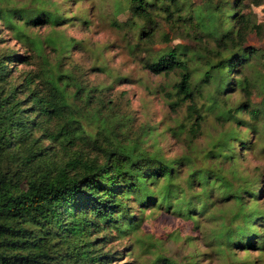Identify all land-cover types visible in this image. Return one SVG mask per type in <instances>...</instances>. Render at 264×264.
Here are the masks:
<instances>
[{"label": "rangeland", "instance_id": "obj_1", "mask_svg": "<svg viewBox=\"0 0 264 264\" xmlns=\"http://www.w3.org/2000/svg\"><path fill=\"white\" fill-rule=\"evenodd\" d=\"M177 1L178 17L167 21L154 1L157 8L150 7L147 21L132 14L128 0H0V10L14 11L10 19L25 34H15L0 17L8 87L30 73L37 90L51 98V69L69 76L64 115L35 119L45 130L66 119L78 125L76 132L67 129L71 143L32 130L29 140L18 138L13 156L49 146L44 158L31 156L28 165L53 171L73 152L102 163L96 142L140 159L145 168L139 189L122 188L118 195L129 220L114 212L88 233L97 252L107 255L103 264H264V0ZM214 2L223 27L237 29L232 16L246 22L237 45L223 49L198 27L195 12ZM52 7L61 16L57 24L24 23L29 12L39 17ZM30 39L41 42L39 50ZM175 46L189 59L196 124L186 115L189 102L173 96L177 71L153 74L145 65ZM202 46L212 50V58L254 49L231 71L223 69L225 87L217 95L223 101L215 107L207 100L214 82L200 80ZM226 108L231 117L220 115ZM158 161L170 167L167 176L152 174ZM248 212L255 213L242 220Z\"/></svg>", "mask_w": 264, "mask_h": 264}, {"label": "trees", "instance_id": "obj_2", "mask_svg": "<svg viewBox=\"0 0 264 264\" xmlns=\"http://www.w3.org/2000/svg\"><path fill=\"white\" fill-rule=\"evenodd\" d=\"M154 1H158V8L154 6ZM128 2L132 14L147 21L151 19L150 7L162 10L167 21L173 14L179 16L180 3L177 0ZM217 6V2L208 3L203 11L195 12V18L203 34L215 36L216 45L226 49L242 41L246 22L241 16L237 20L232 16L237 29L234 31L233 28L223 27L218 19L220 9ZM17 12L23 17V11ZM13 14L12 10H0L2 20L11 26L15 34L25 37L23 26L10 19ZM28 14L29 22L24 23L30 25L40 22L55 25L61 21L56 7L40 10L41 17L35 12ZM29 43L33 49L39 50L40 41L30 39ZM200 49L205 53V67L200 80L214 82V90L207 92V100L209 107H215L219 101H223L217 97L225 87L223 69L231 71L236 64H241L248 55L254 53V49L246 47V52L236 51L226 58H212L211 49L204 46ZM214 55L217 56L218 52H214ZM7 62L8 56L0 54V264H103L105 262L101 259L107 255L97 252L93 240L88 239V233L97 226L96 220H111L114 212H119V217L125 218V221L129 220L118 195L122 188L129 191L139 189L145 165L120 147H102L96 142H92V146L101 153L102 163L84 159L78 152H73L53 171H41L33 164L28 165L31 156L44 158L49 146H39L33 152L28 150L29 156L14 157L12 148L16 146L18 138L29 140L30 133L36 129L41 130L47 140L59 138L64 143H71L73 135L67 129L71 125L73 132H76L77 121L66 119L54 130H45L35 119L39 115L55 118L64 115L65 79L69 76L51 69L46 81L51 90L48 91L51 95L49 98L37 90V77L34 78L30 73L24 74L20 83L8 87ZM145 65L153 74L177 71V80L172 85L173 96L175 100L189 102L186 115L194 118L196 124L195 120L199 116L193 102L189 59L185 56V49L175 46ZM18 93H21V98ZM219 113L225 118L231 117L229 108L220 109ZM31 140L33 143L38 141L37 138ZM223 144L227 145L226 142ZM25 157L29 162L24 160ZM40 160L38 158L35 164ZM156 163L157 168L152 170V174L167 176L170 167L160 161ZM254 213L243 214L241 219L249 220Z\"/></svg>", "mask_w": 264, "mask_h": 264}]
</instances>
